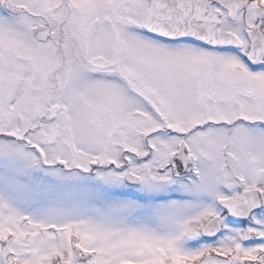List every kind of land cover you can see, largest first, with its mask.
Here are the masks:
<instances>
[{
    "label": "snow or ice",
    "instance_id": "6c2138e0",
    "mask_svg": "<svg viewBox=\"0 0 264 264\" xmlns=\"http://www.w3.org/2000/svg\"><path fill=\"white\" fill-rule=\"evenodd\" d=\"M0 264H264V0H0Z\"/></svg>",
    "mask_w": 264,
    "mask_h": 264
}]
</instances>
